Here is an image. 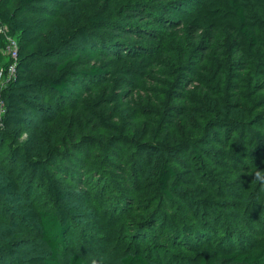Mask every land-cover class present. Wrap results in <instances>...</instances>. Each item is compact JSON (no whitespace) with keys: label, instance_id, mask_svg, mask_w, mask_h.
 <instances>
[{"label":"trees","instance_id":"16d2710c","mask_svg":"<svg viewBox=\"0 0 264 264\" xmlns=\"http://www.w3.org/2000/svg\"><path fill=\"white\" fill-rule=\"evenodd\" d=\"M81 1L84 0H17V10L10 14L2 11L4 0H0V23L7 26L8 34L18 44L15 77L0 87L3 110L0 112V153H4L2 157L10 164L9 172L0 173V210L10 223L9 226L0 223V263L92 264V250L85 239L79 237L75 247H70L66 240L72 223L81 214L67 202L77 191L62 186L61 179H65L83 187L96 184L88 193L104 206V214L109 215L108 225L112 220L123 219L130 210H150L138 221L130 219L123 223L127 242L118 237L107 245L122 243L120 249L114 247L118 249L116 264H157L162 257H173L177 251L192 253L190 256L196 258L194 264H264V243L252 250L229 227L223 230L219 221L209 220L210 214L205 212L213 210L219 202L215 198L216 190L207 191L200 186L198 191H176L181 179L200 172L199 162L202 166L205 161L202 154L211 143L215 148L210 149V161L220 152L218 145L223 148L224 156L227 152L236 156V150L253 151L250 160L234 157L227 161L232 164L234 160L243 161L238 169L245 181L250 177V161L252 166L261 165L257 155L264 146V0H150V3L128 0L122 4L127 17L109 21L106 15L94 11L87 17V24L82 23L78 12L67 10ZM156 2L160 3L152 4ZM42 14L64 19L67 25L54 28L45 39L38 40L36 15ZM188 14L192 15L188 18ZM102 29L111 33L112 38L101 34ZM160 32L171 34L161 40ZM6 36L0 31V67L9 62L2 53ZM160 40L166 41V49L154 45ZM153 41L154 46L150 44ZM72 42L93 45L94 50L88 54L76 50L69 53ZM225 46L229 48L228 55ZM156 52L159 58L151 56ZM89 55H94L96 62L86 60L83 64L86 67L82 68L81 62ZM194 56L198 58V65L203 66L186 68ZM118 60L131 63L117 73L109 66ZM144 61L148 68L159 67L152 70L153 74L162 75L167 64L174 68L167 76L171 83L156 78L151 86L146 84L140 104L132 105L134 115L141 117L147 113L156 117L153 124L139 117L145 126H136L124 114L116 122L105 118L97 104L87 103L78 89L104 84L109 89V103L117 99L132 103L135 86L127 78L152 77L142 75L140 66ZM156 85H166L161 92L165 101L172 100L170 94L180 91L174 99L177 104L163 110L160 98L151 95L156 94ZM104 96L99 94L97 101H102ZM80 104L85 108V120L104 131L100 139L96 134L77 139L65 134L58 144L51 141L50 125L37 121L32 128H26L29 116L50 117L48 113L60 112L52 127L69 130L78 118L73 116V111ZM167 118L172 119L170 124H166ZM23 129H26L25 138L21 139ZM121 147L131 151L122 158L128 163L127 172L138 175L135 179L123 177V188L118 183L114 187L108 184L112 170L111 161L106 159L115 155L107 152L109 148ZM96 153L103 154V161ZM177 157L186 161L178 169L174 166L181 163ZM187 159L197 161V168L193 165L196 171ZM143 160L147 162L144 168ZM100 163L101 166H93ZM259 166H255L258 171ZM135 181L139 186L145 182L150 194L153 188L160 208L154 211L153 202L136 206V200L122 195L127 187L133 188ZM32 186L47 207L36 209L22 201L31 193L26 194V190ZM113 197L115 203L110 207L108 201ZM173 197L193 205L203 217L197 214L193 218L187 212L194 222L184 224L177 214L165 216L161 212L162 199L170 201ZM241 204L233 207L241 211L248 206V199ZM218 214L216 211L212 217L216 219ZM20 223L37 232L39 239L37 245L24 252L20 248L23 242ZM241 231H244L242 227ZM250 235L256 239L263 233ZM91 240L95 242L94 247L99 242L96 237ZM139 245H143L146 254L138 250ZM19 255L25 258L22 260Z\"/></svg>","mask_w":264,"mask_h":264},{"label":"rangeland","instance_id":"374dc122","mask_svg":"<svg viewBox=\"0 0 264 264\" xmlns=\"http://www.w3.org/2000/svg\"><path fill=\"white\" fill-rule=\"evenodd\" d=\"M128 0H84L81 2H78L76 5H70L67 7V10L73 11V12H78L79 13V19L82 21V23L87 24V17L94 13V11H100L101 14L106 15L109 21L113 20H118L119 18H125L128 15L124 11L125 9L124 6L122 5L124 2ZM135 1V0H132ZM140 1H147L150 3V0H140ZM4 5L3 9L4 12L14 14L17 10L18 2L17 0H4ZM160 2L152 3V4H158ZM186 15V14H185ZM192 15V14H191ZM188 14V18L191 16ZM44 14L42 15H36V39H45L50 32L56 27H66V21L64 19L60 18H55L52 16L48 17H43ZM0 28H1V33L8 34V28L6 25L0 23ZM98 33V31H96ZM101 34H106L108 38L111 37V33L107 32L106 30L102 29ZM171 32H166L162 33L160 32V39H167ZM98 38V36H97ZM160 41H154L150 43L151 45H156L158 44L161 49H166L165 43ZM170 41V40H169ZM141 42V41H138ZM153 45V46H154ZM69 53L76 51H81L84 54H88L87 52H92L90 50H94L93 45H85L82 46L77 43H71L70 46L68 47ZM224 51L229 54V48L228 46L224 47ZM3 53V50H2ZM4 54V53H3ZM96 54V53H95ZM151 56H155L156 58H159V54L152 53ZM85 59L81 62V64H85L86 60H89L90 63L96 62V57L94 55H89L85 56ZM159 60V59H158ZM162 61V58L160 59ZM100 63H103L101 60ZM130 60H118V61H113L110 63V66L112 71H116L117 73L120 71H123L124 68L130 64ZM147 62H143L141 64V72L142 75L152 76L150 79L145 78V80H139L137 78H133L132 76L127 78V81L130 82L131 86H135V91L133 92L132 96V103H126L123 102L122 100L117 99L116 101L109 103V89L106 88L104 84L102 85H97V86H92L90 88H81L79 87L78 89L83 92L82 96L84 99L87 100V103L89 102L90 104H97V108H99L104 114L105 118H112L114 122H116L119 119L120 114H124L127 116L129 119H133V123L138 126L142 125L143 121L139 120L138 115H134L133 113V107L137 106L140 104V98L142 97V92H144V88L147 87L148 85H152V83L157 79H161V81L164 82H169L171 83V80L167 77L168 75L172 74L174 71V68L172 66L165 67L163 70L162 75H158L157 72L152 73V70H158L159 67L154 66L153 68H148L146 65ZM203 65H198V58L193 57L191 58L187 65L186 68H194L198 67L201 68ZM86 65H83L82 68H85ZM264 69V68H263ZM262 69V70H263ZM170 72V73H169ZM124 75H126L124 72H122ZM166 74V75H165ZM115 76V74H114ZM127 76V75H126ZM244 79V78H243ZM147 81V83L143 82ZM148 84V85H146ZM157 86V91L156 94L152 93L151 95L155 97L156 99L160 98V102L163 103V110H168L169 106L173 107L177 104L174 99L176 98V94H180L179 92H176V94H170L172 96V100L170 101H165L164 99V94L161 92L166 88V85H156ZM4 87V86H2ZM248 91L251 93V87L248 85ZM127 92V89H126ZM161 93V94H160ZM99 94H105L103 97L102 101L98 102L97 97ZM115 94H117V91H115ZM145 95V94H144ZM264 96V95H263ZM170 102V103H169ZM152 107H149L150 112L152 113ZM99 110V111H100ZM157 109L155 108V111ZM85 111V108L80 106L74 110L73 116L77 118L76 122H73L71 125V128L69 130L57 126H53V123L57 122V118L60 114H54L53 113H48L49 116L47 115H42L40 117H34V116H29L28 123L26 125V128H32L37 121L43 122L45 126H49L48 128L50 129L49 135L51 138V141H55L58 144H61L62 141V136L63 135H68V137H72V139H76L79 136L82 135H89L92 136L93 134H96L97 139H100L102 136L101 134H104V131L101 128H94V125L90 123L88 120H85V114L83 113ZM156 115V114H155ZM146 113L144 116H141L140 118L142 119H147L149 123L153 124L155 122L154 116H149ZM43 118V119H42ZM69 119V117H67ZM172 119H166V124H170ZM81 122V123H79ZM93 123L95 124L94 120ZM145 125L143 124L142 127ZM156 125H154L152 128H155ZM178 127V126H177ZM25 128V127H24ZM167 128V126H166ZM255 129V128H254ZM25 130L23 129V132L21 134V139L25 138ZM34 130V129H33ZM215 148V145L209 144L207 147H205V151L202 154V158L205 160L202 163L199 162V169L201 170H209L210 173L207 174L204 171L199 170L200 172H197L194 169V166H196V162L193 160L187 159V162L192 164V169L196 172L191 174V176L185 177L184 179H181V182L178 184L176 191H186V190H192V191H198L200 186H203L206 188V190H216L215 192V198L219 201L216 204V207L209 211L207 210L205 213L210 214L208 215L209 220L212 222L213 219L216 221H219L220 226L223 228L230 229L229 231L235 232L237 235L240 236V238L245 241L247 246H249L250 249L256 250L258 248H261L263 243H264V185H262L261 181L258 180L255 176V173L258 171L256 167L259 165L252 166V162L250 161V170L248 172V175L250 176L249 179L246 181L243 178L242 172L238 167L240 166V163H243V161L240 160H234L233 164L229 163L227 161L231 160L232 158L236 157V159H243L246 158L247 160H250V156L253 155L251 154L253 151H249L247 153H242L241 150L237 152L236 150V156L231 155L230 152L226 153L224 156V152H221L223 148L221 145H218V153H216L210 161L208 158L211 157V150ZM209 150V151H208ZM251 150V149H250ZM107 151V150H106ZM107 152H111L110 154H115L112 157L106 156L108 160L111 161L110 163V170H112L109 174L110 180L108 181V184L111 183V185L114 187V184L118 183L121 188L125 186V182L123 181V177H131L133 179L137 178V173L134 176H131L129 172H127V166L128 163L126 160H122V158H125V156H129L130 150L126 149L125 147L121 148H115L111 149L109 148ZM97 154V153H96ZM2 156H4V153H0V173L9 172L10 171V164L7 160H5ZM100 161H103V154H97L96 155ZM231 157V158H226V157ZM261 156V157H260ZM2 157V158H1ZM119 157V158H118ZM142 159H144L145 156H141ZM129 159V158H128ZM134 159V157H133ZM175 159V157H174ZM178 162H181L179 165H174L175 168H180L182 162L184 161L183 157H177ZM130 160V159H129ZM257 160L261 162V165L259 166L260 173L264 175V146L263 149L260 151V153L257 155ZM256 160V161H257ZM98 162V159L97 161ZM146 161L143 160L141 161L142 168L143 166L146 165ZM232 164V165H230ZM101 166L100 164H94L93 166ZM194 165V166H193ZM103 169V168H102ZM257 170V171H256ZM247 181L249 182L248 185H246ZM128 183V181H127ZM126 183V184H127ZM61 184L62 186L66 187L69 191H77L73 193V195H70L69 201H67L70 205H72L75 209H77L80 212L79 219L72 223V226L70 230L68 231L67 235V241L70 245V247H75L77 244V239L79 237H82L87 241L89 244V247L91 248V255L90 259L92 264H116V256L118 254V249H120V246L122 243H120L117 246H107L111 245L115 242V240L119 237V240H121L123 243L124 241L127 242L126 234L127 232L125 231V228L123 226V223H125L127 220L133 219L134 221H138L140 218L145 217L146 213L148 214L150 210L147 211H141V210H130L128 211L124 218L122 219L120 217V220H112L111 224H107L108 222V217L109 215L104 214L105 209L104 206H102L101 202L97 200L94 196H92L90 193L95 189L96 184H91L90 186H78L75 185V183L72 181H66L65 179H61ZM132 185V183H131ZM246 186V187H244ZM246 188V189H245ZM128 190L123 191L122 195L129 197V199H132L133 201L136 200L137 205L136 206H146L149 203L151 204L152 202V208H154V211L157 210L158 206V198L156 194H154L153 188H152V194H150L149 186L144 182L142 185L139 186L138 182L135 181L133 182V188L130 186L127 187ZM155 189V187H154ZM245 189V190H244ZM31 191L29 193L28 197H24L22 199L23 202L29 203L36 209H42L43 207H47L45 202H43L40 199V195L38 190L36 191L35 186H32L31 189L26 190L27 192ZM41 192V191H40ZM25 193V192H24ZM150 197V200H148ZM248 199V206L241 208V211H238L240 209L239 207L236 209L233 207V204H239L240 206H243L241 202L243 200ZM221 202V203H220ZM109 206L113 205L115 203L114 197L111 198L109 201ZM162 213L165 216H170L171 214H177L180 220L184 224H192L193 221L190 219V215L187 214L190 213L192 214L193 218H195V215L198 217H203L200 212L196 211L193 205H189L186 203L185 200H181L177 197H173L172 200L167 201L165 198L162 199ZM173 205V206H171ZM171 206V208H170ZM23 208L26 206H22ZM161 210V209H160ZM153 211V210H152ZM151 211V212H152ZM216 211L219 212L217 215L216 219L213 218V214L216 213ZM150 212V213H151ZM221 212V213H220ZM154 213V212H153ZM152 213V214H153ZM14 220H16L17 217H12ZM104 218V219H102ZM221 221V222H220ZM0 223L4 224L5 226H9L10 223L8 222L7 216L4 214L2 210H0ZM207 225V223H205ZM241 227L244 229V231H241ZM19 229L23 233V242L20 246L22 249V252H24L26 249L31 248L32 246H35L39 243L38 239V234L34 230L30 228H26L23 224H19ZM256 230V231H255ZM249 232V233H248ZM256 232L263 233L262 236L255 237L256 239L251 238L252 235L250 234H255ZM249 234V235H248ZM93 237H96L99 239L98 244L94 247L95 242L91 240ZM69 247V246H68ZM113 249L111 250V248ZM117 247V248H114ZM138 250L144 255L146 254L145 249L143 250V245L138 246ZM200 249V247L198 248ZM111 250V251H110ZM192 253L184 252V251H177L176 253L173 254V257H162L161 260L157 264H194V261L196 260L195 257H191ZM183 255V256H182ZM195 256V255H194ZM197 256V254H196ZM20 258H25L23 255H19ZM5 258V257H3ZM180 258V259H179ZM179 259V260H177ZM2 264V263H0ZM156 264V263H155Z\"/></svg>","mask_w":264,"mask_h":264},{"label":"built area","instance_id":"2783aa9c","mask_svg":"<svg viewBox=\"0 0 264 264\" xmlns=\"http://www.w3.org/2000/svg\"><path fill=\"white\" fill-rule=\"evenodd\" d=\"M6 40L7 44L3 49V53L7 56L9 62L6 66L0 67V87L5 86L8 81L15 77V69L18 60L17 41L10 36H6ZM2 111V103H0V112Z\"/></svg>","mask_w":264,"mask_h":264},{"label":"clouds","instance_id":"9594fccd","mask_svg":"<svg viewBox=\"0 0 264 264\" xmlns=\"http://www.w3.org/2000/svg\"><path fill=\"white\" fill-rule=\"evenodd\" d=\"M255 176L258 180L261 181L262 185H264V175H262L259 171L255 173Z\"/></svg>","mask_w":264,"mask_h":264}]
</instances>
